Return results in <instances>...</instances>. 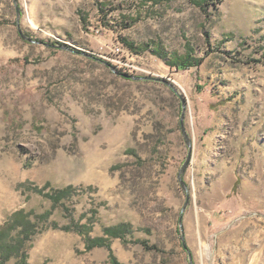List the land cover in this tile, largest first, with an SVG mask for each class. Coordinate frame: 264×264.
<instances>
[{
    "label": "rangeland",
    "instance_id": "1",
    "mask_svg": "<svg viewBox=\"0 0 264 264\" xmlns=\"http://www.w3.org/2000/svg\"><path fill=\"white\" fill-rule=\"evenodd\" d=\"M17 2L35 42L0 0V226L53 210L36 187L75 188L29 263L110 264L86 237L129 225L122 264H264V0ZM160 80L186 100L183 214L182 101Z\"/></svg>",
    "mask_w": 264,
    "mask_h": 264
},
{
    "label": "trees",
    "instance_id": "2",
    "mask_svg": "<svg viewBox=\"0 0 264 264\" xmlns=\"http://www.w3.org/2000/svg\"><path fill=\"white\" fill-rule=\"evenodd\" d=\"M208 1L209 0H202V3L206 4ZM125 44L131 50H134V44L127 43L126 41ZM167 62L169 65L177 66L179 69L191 66L190 61L185 59L180 62L178 59L173 58L169 59ZM46 188L48 187H36L35 191L40 194H45V197L52 201L53 210L59 207H65V201L68 196L72 195L75 191L73 186H69L64 189L44 193ZM52 211L34 217V213L18 210L0 226V264H9L11 261H16L14 264H30L29 251L33 246L35 237L48 229ZM41 224H45V227L41 228ZM81 227H83V225H77L75 228L79 230ZM54 228L59 229L58 224L55 223ZM129 228V225L109 227L104 229V235L98 238H92L88 233L86 237V248L88 251H91L97 247H105L110 251V264H122L115 256L110 240L113 238H125L129 233ZM61 230L72 232L75 229H73L72 226H64ZM79 232L82 233V231Z\"/></svg>",
    "mask_w": 264,
    "mask_h": 264
},
{
    "label": "water",
    "instance_id": "3",
    "mask_svg": "<svg viewBox=\"0 0 264 264\" xmlns=\"http://www.w3.org/2000/svg\"><path fill=\"white\" fill-rule=\"evenodd\" d=\"M14 3L16 4V8H17V25H18V29H19V32L20 34L22 35V37L30 42H35L34 40H32L30 37H28L27 35H25V33L23 32V29H22V26H21V17H22V12L20 10V7L18 5V2L17 0H14ZM55 47H60V48H63V49H69V47L67 46H64V45H53ZM110 65V64H109ZM112 67V69L115 70V67H113L112 65H110ZM121 75L125 76V77H132L134 79H143L142 77H134V76H130L126 73H121ZM164 83H166L170 88H172V90L177 94L179 95V97L181 98V101H182V109H183V112H182V118H181V124H182V131H183V134H184V137L186 139V144L189 148V153H188V157L183 165V167L181 168L180 172H179V181L183 187V189L186 191L187 193V200H186V203L183 207V210H182V214L184 213V211L188 208L189 204H190V195H189V187L188 185L186 184L185 180H184V174L186 173V170L188 168V166L190 165L191 163V159H192V155H193V145H192V140L190 138V136L188 135V132L186 130V127H185V124H184V117H185V111H186V100L184 99L183 95L176 89V87L168 80H160ZM182 222H183V215H181V220H180V226L182 227ZM182 241H183V245L185 248H187V245H186V240H185V236L182 235L181 237ZM189 258H190V263L193 264V259H192V254L189 252Z\"/></svg>",
    "mask_w": 264,
    "mask_h": 264
}]
</instances>
